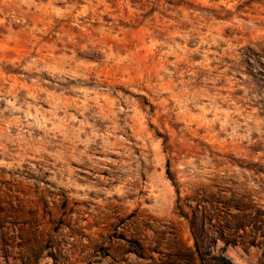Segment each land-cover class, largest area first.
Here are the masks:
<instances>
[{
	"label": "rangeland",
	"instance_id": "rangeland-1",
	"mask_svg": "<svg viewBox=\"0 0 264 264\" xmlns=\"http://www.w3.org/2000/svg\"><path fill=\"white\" fill-rule=\"evenodd\" d=\"M0 264H264V0H0Z\"/></svg>",
	"mask_w": 264,
	"mask_h": 264
}]
</instances>
